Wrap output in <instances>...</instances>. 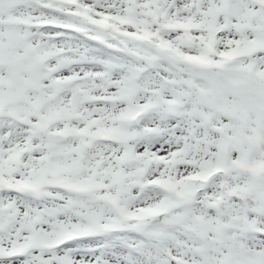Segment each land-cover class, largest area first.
Here are the masks:
<instances>
[{
    "label": "snow or ice",
    "instance_id": "snow-or-ice-1",
    "mask_svg": "<svg viewBox=\"0 0 264 264\" xmlns=\"http://www.w3.org/2000/svg\"><path fill=\"white\" fill-rule=\"evenodd\" d=\"M0 264H264V0H0Z\"/></svg>",
    "mask_w": 264,
    "mask_h": 264
}]
</instances>
